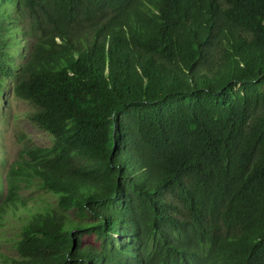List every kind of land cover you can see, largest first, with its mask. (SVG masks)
Instances as JSON below:
<instances>
[{
	"label": "trees",
	"instance_id": "16d2710c",
	"mask_svg": "<svg viewBox=\"0 0 264 264\" xmlns=\"http://www.w3.org/2000/svg\"><path fill=\"white\" fill-rule=\"evenodd\" d=\"M9 82L0 264H264V0H0Z\"/></svg>",
	"mask_w": 264,
	"mask_h": 264
},
{
	"label": "rangeland",
	"instance_id": "374dc122",
	"mask_svg": "<svg viewBox=\"0 0 264 264\" xmlns=\"http://www.w3.org/2000/svg\"><path fill=\"white\" fill-rule=\"evenodd\" d=\"M3 98V100H1ZM30 105L17 98L9 82L0 94V111L7 112L6 117L0 115V157L4 156L6 162L0 161V174H3L8 163L17 155L23 143L30 138L32 143L49 144L51 136L42 129L33 125L24 115ZM26 194L28 191H24ZM17 224L11 221L7 226L0 227V252L17 256L14 241L9 239L14 235ZM88 241H92L91 235L87 236Z\"/></svg>",
	"mask_w": 264,
	"mask_h": 264
}]
</instances>
